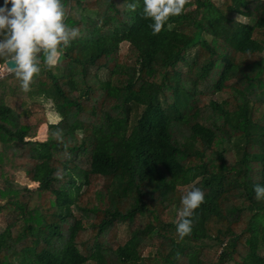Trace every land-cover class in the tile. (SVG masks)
<instances>
[{
    "label": "trees",
    "instance_id": "trees-1",
    "mask_svg": "<svg viewBox=\"0 0 264 264\" xmlns=\"http://www.w3.org/2000/svg\"><path fill=\"white\" fill-rule=\"evenodd\" d=\"M65 3L60 66L0 76V264H264V0H191L158 35L143 0Z\"/></svg>",
    "mask_w": 264,
    "mask_h": 264
},
{
    "label": "clouds",
    "instance_id": "clouds-1",
    "mask_svg": "<svg viewBox=\"0 0 264 264\" xmlns=\"http://www.w3.org/2000/svg\"><path fill=\"white\" fill-rule=\"evenodd\" d=\"M190 3L191 0H143L142 17L152 21L148 27L158 35L172 17L184 14ZM126 7L135 12L139 4L132 2ZM68 15L65 0H4L0 7V61L6 73L20 82L24 93L32 90L42 66L49 70L60 66L65 49L79 37V29L67 23ZM53 103L49 98L48 106ZM55 178L63 179V175L58 172ZM253 190L257 201L264 200V185H254ZM203 203L205 192L195 185L182 194L176 224L180 240L192 234L195 210Z\"/></svg>",
    "mask_w": 264,
    "mask_h": 264
},
{
    "label": "rangeland",
    "instance_id": "rangeland-1",
    "mask_svg": "<svg viewBox=\"0 0 264 264\" xmlns=\"http://www.w3.org/2000/svg\"><path fill=\"white\" fill-rule=\"evenodd\" d=\"M216 2H220L221 0H215ZM238 16H240V15H236V14H234V17H238ZM240 20L241 21H245L246 20V18L245 17H242V16H240ZM121 50L122 51H124L125 49H126V43H122L121 44ZM4 74H6V69H5V67H4V64L3 63H1L0 64V76L1 75H4ZM213 78V77H212ZM203 88L202 89H204V90H209L210 88H209V85L207 84V83H205V84H203ZM59 120V116H58V114L55 112V110L51 107V106H48V104L46 103V123H44L40 128H39V134H38V137H39V135L40 134H42L43 133V137H39V138H45L46 137V126H47V123H52V122H57ZM42 132V133H41ZM18 178H19V181H21L22 183H24V181H26L25 180V178L22 176V174L20 175L19 174V176H18ZM29 185H32V186H30V187H35V186H37L36 184H30L29 183ZM75 192H78L80 189H81V185H76L75 186Z\"/></svg>",
    "mask_w": 264,
    "mask_h": 264
},
{
    "label": "crops",
    "instance_id": "crops-1",
    "mask_svg": "<svg viewBox=\"0 0 264 264\" xmlns=\"http://www.w3.org/2000/svg\"><path fill=\"white\" fill-rule=\"evenodd\" d=\"M39 133H40V132H39ZM39 133H38V134H39ZM38 134L35 135V136L25 137V139H26V140H39V139H42V138H39V137H38Z\"/></svg>",
    "mask_w": 264,
    "mask_h": 264
}]
</instances>
